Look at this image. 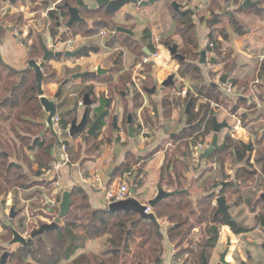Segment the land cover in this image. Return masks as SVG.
I'll return each instance as SVG.
<instances>
[{
  "label": "trees",
  "instance_id": "1",
  "mask_svg": "<svg viewBox=\"0 0 264 264\" xmlns=\"http://www.w3.org/2000/svg\"><path fill=\"white\" fill-rule=\"evenodd\" d=\"M53 1L57 3L59 0ZM175 1L179 4L186 3V0ZM7 2L17 3V0H0V9L3 4ZM49 2L50 0H44L42 6H44L45 9H49V7L51 9L52 6H50ZM66 2L73 4L74 0H65L55 7L56 11L49 12L50 24L48 26L50 36L56 46L70 40L68 38L69 35L72 38L78 36L87 38L103 31H115L118 27L116 24H110V27V21L107 19L112 18L113 15L108 14L105 10V12L101 10L89 12L82 11L85 15L103 16H101L102 19L99 22L97 21L98 23L91 28L84 19L85 22L74 24L70 28H67V32L60 33L59 27L66 26L70 20L68 10L65 6ZM244 4L245 2L240 3L239 0H233L232 6L234 9L233 12L231 11L232 13L229 14L231 17L229 27L234 33L240 36L244 34L243 24L239 22V19L235 17V15L237 13H259L258 7L244 8ZM172 11L174 10L172 9ZM208 12L212 15L210 23H212L213 18L218 19V15H215L213 8L209 9ZM174 13L176 14V12ZM6 18H8V16H6ZM175 21L179 30L180 43H176L170 38L163 39L161 43L168 48L177 45L178 53L185 57L186 60L184 62L178 61L179 68L177 72L179 77L190 82H201L203 78L202 69L198 65L200 59V46L194 17L191 14L180 15L177 13L175 15ZM10 22L15 23L14 28L24 26L22 15L10 17ZM104 28L110 29L105 30ZM229 34L228 27H226L225 22H223L220 30L218 32H213L212 30L208 37L210 42L215 45L213 49H208V52L215 54L216 59L222 63V73L225 74H230L232 71L231 69L234 67H232L234 62L231 58L232 54L229 51H227L225 55L223 54L224 50H221L218 39L222 37L224 40H228ZM151 37V31L149 29L145 30L143 40L145 44H147L148 50L154 52L155 45ZM28 42L30 43L29 45L27 44ZM22 43L29 49L28 58L30 61H43L45 55L44 45L47 46V44L39 33L35 34L33 30H31L28 37L23 39ZM107 47L114 52L112 59L115 62V67L111 71V74L120 76L118 83H116V88L121 96H125V94H127V89L123 87H125L126 84L132 85L134 73L131 71L123 73V51L117 52L120 51V48H126L139 58L144 57L146 54L142 46H140L135 39L117 32L110 38ZM95 52H97V48L95 47H91L90 49L82 48L79 50L77 57H88L91 53ZM51 60L52 59H50V61ZM49 62L45 63L44 66L45 85L47 83L56 82V71L48 65ZM144 67L145 69L151 70L150 64L144 65ZM70 77L71 76H69L68 79H70ZM99 79L100 77L96 73H88L84 77V80L89 82L99 81ZM109 84L112 85L114 83L110 80ZM153 86L154 85H152L149 79L148 81H146V79L141 81V88L144 90L146 88L150 89L149 87ZM193 89H195L199 98H194L189 93L188 97L183 99L174 91L176 90V86L174 85L164 90L166 95L162 100L166 116H169L170 112L178 106L182 105L187 107L189 101H193L191 110L186 116L187 125L185 129L170 140V143L173 145L177 144L178 148L174 151L169 150L166 152L165 163L162 168L160 179L162 187L166 188L168 191L182 192L187 190L189 194L182 193L176 197L162 201L153 209V213L156 215L158 221H167L171 223L167 235L169 241L176 250L174 259L177 260L180 257L188 256L185 263L188 264L190 260L191 264H202L203 250L205 249L207 257L211 258L212 251L217 247L220 240L221 227H229L237 236L250 232L249 229L237 223L229 222L222 215L216 214L217 207L214 206V203L220 196L226 197L227 202L230 201V203L238 199L242 187L247 185V182L254 179L256 172L250 171L252 165L250 161H248L246 167H241L237 170L235 183L225 184L219 178L217 180L209 178L198 190L200 196L193 199L192 185L187 183L185 178V171L189 168V165L185 161L188 160L187 157L191 156V145L202 142L207 136L212 134L214 119V113H212L209 121L206 122L209 112L208 105H201L198 113L195 112V107L200 98L214 101L221 105L224 104L222 100L223 94L218 91V89L212 87V85L194 84ZM138 90L141 94L137 90L132 91V102L142 101V92L140 89ZM87 94L91 96L92 101L96 104L98 98L94 87L87 86L82 88L79 98H83ZM65 103L64 101L63 104ZM104 105L105 102H100L98 109L94 111L91 110L95 115L94 117L102 113ZM138 107L142 109L143 116V101ZM0 109L7 111V113H0V122L6 123L15 137L10 139L8 135H6V137H4L5 139L0 141V197L11 194L16 198L18 196V188L28 189L32 188L34 185L40 184L35 182L34 179L43 177L55 160L53 154L56 148V140L50 132L41 136V134L46 131L44 124L45 113L38 97L35 73L32 69L28 67L25 71L20 72L0 62ZM232 111H235V109L233 108ZM91 114L90 124L94 121V117L92 119ZM61 115L62 116L59 118V126L60 129L65 132L72 121L77 118V109L75 108L65 113L63 112ZM145 115L146 114H144V116ZM136 123L135 119H132L133 133L137 131L135 128ZM125 124L128 128V118ZM106 125V121L103 122L97 136L95 138L90 137L87 140L89 143H92L93 147L90 148L94 149V151H98L100 148V138ZM204 127L205 132L202 133ZM0 133L5 136L3 133L7 132L1 130ZM68 138L70 137L67 135L63 136V141L68 149L67 156L69 163L72 165L76 160L73 158V149L67 140ZM16 141H18V143H16ZM232 144L231 141H228L227 149L219 152L220 155H224L223 158L221 157L222 160H220V171L222 174H225V164L227 161H231L234 164L236 160L240 162L244 161L249 151L247 146L241 145L236 146L235 151L229 152ZM12 146H14L13 152L6 149ZM28 153H32V157H34L35 165H37L38 168L36 171L33 170L34 164L30 162L31 157ZM185 153L187 157L184 160ZM177 156L180 158H177ZM14 158L15 161H11ZM131 158L133 157H130V159ZM138 162L140 163L141 161L138 160L136 163L129 162L123 165V168L119 171V176L124 173H132V167L138 164ZM21 163L31 171L34 178L31 179L26 174ZM135 180L138 182L139 179L137 178ZM63 192L64 191L58 193L57 202H61ZM71 199L72 207L68 215L63 219L59 229L38 236L25 246H20L16 251L11 253L7 264H29L27 263L28 258H32L37 264H163V255L165 251L163 244L164 238L158 233L157 227L153 223L141 219L140 215L134 212H113L109 209H94L90 204L86 190L80 186L71 190ZM15 201H17V198ZM18 203L19 201H17L16 204ZM14 207L17 211V205ZM262 211L263 212L256 215V221L257 224L264 229V209H262ZM252 212L256 213V210L252 209ZM19 215L20 213L17 214L16 218ZM16 218L11 221L12 225L14 227L16 226V229L24 233L26 230L25 219H21L19 223L16 224ZM0 225V228L2 227L3 230L7 232L6 237L3 236V242H10L12 239L10 229L4 221H0ZM203 226L206 227V238L203 243L199 244L198 249L190 247L185 248L184 244L188 241V238L191 237L192 233ZM125 234H128V240L123 244ZM54 236H56V239ZM100 238H106L110 250L99 255L85 252L79 253L80 250L85 248L86 241Z\"/></svg>",
  "mask_w": 264,
  "mask_h": 264
},
{
  "label": "crops",
  "instance_id": "2",
  "mask_svg": "<svg viewBox=\"0 0 264 264\" xmlns=\"http://www.w3.org/2000/svg\"><path fill=\"white\" fill-rule=\"evenodd\" d=\"M224 0H194L191 5H189V9H191L194 14L192 15L194 17V23L196 25V33L198 35L199 39V46H200V52L202 50H206V41L213 30V32H218L220 28L222 27L223 22H225V26L228 27L229 30V39L224 40L222 37H219L218 42L221 45V50H224L223 54L225 55L227 51H229L232 55V61L234 62L232 65V71L230 74L222 73V63L217 60V63L211 62L210 59H213L214 57L208 53L207 51V64L205 67L201 66L198 61V65L202 69V80L201 82H190L188 80H185L186 82L190 83L192 86L194 84H200V85H212L218 84V91L222 93L223 85L225 83L232 82L234 86L236 87V94L231 97V99H227L223 96L224 104L222 105V109L219 111H216L214 117L218 119L219 123L227 122L228 126L223 129L221 132L225 130V133L223 137H220L222 133L219 135V145H225L223 149L217 150L209 159L203 158V161L201 165H195L192 162L191 156L187 157V154L184 155V160L187 157L188 160L185 162L189 165V168L185 171V178L187 180V183L192 185L193 188V199H196L200 195V192L198 191L203 184L209 179H216L222 177L233 179L236 182V173L237 170L241 167H246L247 162L250 161V164L252 165L250 168V171H255L256 175L254 176V179L250 182H247V185H244L242 187V191L239 198L235 201L228 202V204L231 205L230 213L233 215V211L240 210V214H248L250 218L239 217L236 219L237 224H239L242 227H245L250 230L249 233L243 234L240 236L235 235L229 227L223 226L220 230V240L217 245V247L212 251L211 254V260L214 261V257L218 258L220 261V249L224 245L223 237L228 241L229 239L232 241V247L230 254L227 258V261L230 264H236L233 263L234 259L236 258V252H238L240 248V241H244L245 245H250L252 247L251 251L248 253V257L251 259H254V256H256V253L253 251L255 250V246H259V241H262L261 245H264V229L260 227L257 224L256 221V215L259 214V212H263L262 209H264V199H262V195L264 196V135H262V132L264 131V63H260V59L264 57V1L263 0H257L260 1L261 4L258 6L259 13H240L239 15V22L243 24V27H246L243 31V35H238L234 33V31L229 27V23L231 21V17L229 14H231V9L234 7H228L224 13L215 12V15H218L217 18H213L212 23H210L209 17L212 16L210 14L209 16H206L203 9L204 6L210 5L209 9H212L211 6L215 2L217 5L223 4ZM256 1V2H257ZM44 3V0H17V3H5L0 9V17L3 19L1 20V23L4 25V30L1 34L0 39V53L3 57L4 62L11 68L23 72L28 68V62L30 61L28 58V52L29 49H27L24 45H22V42L20 41V38H18L14 34V30L17 28H14L15 23L10 22V17L12 16H23L24 19V26L20 27V29L26 33L24 36L25 38L28 37L29 32L33 30V32L39 33L44 40L46 41L47 48L50 51L53 52H61L62 48L60 45H57L53 42V39L50 36L49 31V9H45L42 4ZM164 4V11H162L160 14L162 15L163 24L161 25H152L153 17L157 15V9L154 10V7H148L144 9H140L138 7H132L136 10H140L137 15V11H130L128 14L132 18H128L125 12L122 14L121 12L115 14L118 16H122L123 23H118V27H123L125 29H128L133 32L134 36H130L137 43H139L140 46H142L143 51L145 52V49L147 48V44L144 42V32L145 30H150L152 33L151 40L153 44L155 45V51L151 52L153 54H158L159 58L155 61H151L150 66L151 70L149 72L147 71V76L143 77V79H146V81L153 80V87H156V85H162V83L170 76L175 75L176 80L178 75V61L174 57H167L166 61H163V56L166 55V48L162 42L163 39H172L176 43H180V36H179V30L177 23L175 21V14L174 11H172L170 3H166L162 1ZM226 2H224L223 5H225ZM45 9V10H39ZM74 5V3H73ZM32 6V7H31ZM226 6H228L226 4ZM194 7V9H192ZM127 8V7H126ZM125 9V8H124ZM123 9V10H124ZM208 9V10H209ZM214 10V8H213ZM233 11V10H232ZM83 13V12H82ZM81 13V17H82ZM38 14H41V17L45 18L43 20L45 26L42 27V23L39 22V16ZM159 14V13H158ZM199 14V17L197 16ZM238 15V13L236 14ZM8 16V18H6ZM119 18V17H118ZM125 18V19H124ZM84 19V18H83ZM202 19V20H201ZM220 20H223L220 21ZM142 23L141 27L136 29V25L138 23ZM131 23L132 25H128ZM146 24V25H145ZM156 24V23H155ZM130 26V27H129ZM13 27V28H12ZM28 28V29H27ZM136 29V30H135ZM59 31L61 32H67V25L59 27ZM109 32V31H108ZM110 32H116L110 31ZM69 33V32H68ZM118 33V32H117ZM70 34V33H69ZM68 34V35H69ZM114 36V35H113ZM70 40H72L75 43V49L74 51H78L82 48H91L95 47L97 48V52L91 53L88 57L78 58L77 56L75 58H66V57H53L52 60L48 63V65L56 71V81H61L63 79V82L66 80H69L67 85L62 87V84L60 87H58L57 92L60 88H63L62 93V99L58 102L59 112L65 113L67 111L77 109V118L78 121L82 119V116L85 112V107L83 105V98H79V94L82 90V88H85L87 86H92L95 89L96 96L98 98L97 103L92 108V111L95 109H98L100 106V102H105L107 98H112V96L108 95L109 92V80H112V82L118 83L119 75H113L111 74V71L115 67V62L112 59V55L114 54L113 50L109 49L107 47V43L112 38L110 35L109 37H102L99 34L94 35L92 37H76L72 38L70 35L68 36ZM32 41V40H30ZM110 52V53H108ZM106 54V55H105ZM144 57H137L136 54L131 52L130 50L123 48V73L126 72H134L135 74L139 72L141 69L145 70V67H140L142 60L145 57H150L152 55H147L145 52ZM103 55L108 56L109 66L107 68H103L100 66V62L103 61ZM76 59V63H73V60ZM66 60V61H65ZM200 60V59H199ZM101 67L104 70H108L109 73L106 75L99 76L97 74V69ZM148 70V69H147ZM44 72V69H43ZM142 72V71H141ZM79 73H96L100 79L99 81H85L84 78L78 79V80H72V76L79 74ZM223 75H227V79L225 83H220V79ZM230 75V76H229ZM70 77V79H68ZM111 76L112 79H108ZM145 81V80H144ZM62 82V83H63ZM98 83L99 85L95 84ZM49 85H45V87ZM96 86V87H95ZM106 86V89H101V87ZM153 87H149L152 89ZM215 88V87H214ZM142 89V88H141ZM161 90V89H160ZM47 91V90H46ZM50 91V90H49ZM55 91V94L57 93ZM142 96H143V110L148 108V100L150 98H154L156 94L150 95L144 91V89L141 90ZM164 91H161V93ZM223 94V93H222ZM89 95V94H88ZM49 96H51L49 94ZM126 96V95H125ZM125 96H122L123 98ZM162 96L165 97V94ZM91 97V96H90ZM163 97V98H164ZM128 101H130V97L126 98ZM92 100V98H91ZM163 100V99H161ZM64 101L66 102L65 104ZM114 102V100H113ZM204 104V103H203ZM62 105V106H61ZM113 105V103H112ZM159 111L153 110L151 112V115L153 117H156L155 113L158 114V117L160 118V128L159 130H152L154 132V136L150 138L148 141H145L142 139V137L139 136V133L134 132V137L132 138L129 135L128 128L126 131H121V119L123 115L122 109L116 112V114L112 117L110 124L108 123L109 119L111 118L108 116L106 118V127L104 128V132L111 128L112 131L115 133V139H109L105 144H100V148L98 151H96V154L92 157L85 155V150H83V153L81 155V158L78 160L75 158L74 152L75 150L78 151L79 145H84L87 142L84 140L85 135L78 136L74 139L68 138L69 144L72 147V153L73 158L76 159L74 163L70 166L64 165L61 169V171L58 172V175L56 178L48 177L45 173L43 177L35 178L34 181L38 182V186H34L32 188L28 189H17V201L19 203L17 205L20 206L24 204L25 206H22L23 213L21 212V209H18L16 212L17 214L20 213V215L16 218L15 223L18 224L21 219H27L21 216H27L26 213H28V210L30 209V213H28L29 221L27 224V233L31 235V233L34 230H38L39 227H41L44 224H50L52 223L55 218L58 216L56 215L58 212V205L60 202H57V195L61 191H71L73 188L80 186L83 187L89 197V201L91 206L94 209H108L109 205L105 199L106 190H109L111 188L119 187L124 181L130 182L131 177L134 175V172L136 173L137 166L142 165L143 159L145 158L144 155H141L139 153V149L135 145V142L138 141V145L140 149H144L146 147H150V150H156V153H152L151 158L153 160L149 161L147 164L143 165L146 166L145 170H139V175L143 176L141 178L142 180V186L141 189L139 186L137 187V194L136 198L138 201H140L142 204H147L148 201L154 199L157 196V183H161V175H162V168L165 163V155L166 152L169 150H176L177 144L173 145L170 143V140L176 137V135L180 134L187 125V114L186 109L184 110L183 106L180 105L172 112H170L169 116H166L165 110L163 108L162 102L160 105ZM235 109V111H240V117L243 122V129L238 132V140H233L231 138V135L229 133L230 124H232V121L227 117V113L224 110L232 111V109ZM142 109H140L141 111ZM98 111V110H97ZM139 111V114H140ZM234 111V112H235ZM7 113L6 110L0 109V113ZM138 114V117H139ZM94 113L92 112L91 118L93 119ZM115 116L119 117V128L120 130L115 131L113 128V118ZM98 117V115H97ZM97 117H94V121ZM46 120V115L44 117V124ZM93 121V122H94ZM92 122V123H93ZM0 132L1 130L6 131L7 133H3L6 137L9 132L8 125L6 123L0 122ZM109 124V125H108ZM227 129V130H226ZM46 130V129H45ZM123 130V129H122ZM46 132V131H45ZM103 135V134H102ZM214 133L212 132L211 135L207 136L205 140H203L207 144V148L211 147L212 139H213ZM222 138V139H221ZM103 136H101L100 141L102 142ZM153 139V140H152ZM229 139V140H228ZM228 141H231L233 144L231 145V148L229 152L235 151L236 146L245 145L249 148V151L247 152L246 159L244 161L236 160L235 164L231 161H227L225 164V174H222L221 171H219V175L216 173H213L211 170V164L214 161V159L218 160L220 163L221 157L223 158L224 155H220L219 152L227 149ZM18 143V141H16ZM80 143V144H79ZM128 143L127 145H125ZM168 145H173V147L169 148L167 151L166 148ZM165 152V153H164ZM77 153V152H76ZM31 153H28L30 155ZM154 154V155H153ZM138 155V158L140 159V163L134 165L131 169L132 173H124L119 176V171L122 169L123 165H126L130 162V157L136 158L135 156ZM30 162L34 164L33 170L36 171L37 165H35L34 157L30 156ZM54 161H59L56 153V148L54 150ZM177 158H180L177 156ZM138 159V160H139ZM182 159V160H183ZM13 161V160H11ZM52 162V164H53ZM156 162V163H155ZM22 164V163H21ZM22 166L25 169V172L27 169L26 166L22 164ZM221 170V169H220ZM145 171V172H144ZM130 175V176H129ZM96 177L99 178V181L96 182ZM157 182L154 186V189L152 188L153 183ZM234 181L228 182V183H235ZM42 182H46L47 184L42 185ZM226 184V183H225ZM132 186L134 184H131ZM131 186V187H132ZM61 189V190H60ZM167 190L166 188H164ZM197 190V191H194ZM168 191V190H167ZM11 194L4 196L2 199L7 201L8 204L11 203V201H15V199ZM47 199L54 202V206L47 204ZM144 199V200H143ZM261 200V201H260ZM237 201V202H236ZM235 202V203H234ZM2 201H0V207H1ZM17 203V202H16ZM96 206H94L95 204ZM251 206L252 209L256 210V213L250 212L248 209V206ZM15 206V205H14ZM10 207L11 209L15 207ZM17 206V207H19ZM214 206H216V202L214 203ZM217 207V206H216ZM28 209V210H27ZM53 211V212H52ZM52 212V213H48ZM234 217V215L232 216ZM14 218V219H15ZM31 218H34L30 221ZM13 219V220H14ZM40 220V221H39ZM39 221V223H37ZM246 221H253L255 222V226H248ZM25 222V221H24ZM37 223L36 228H34L33 223ZM162 226V233L164 234V255H163V264H176V262L179 260H175L174 256L176 253V250L174 246L171 244V242L168 239V229L171 226V223L167 221H159ZM12 223V222H11ZM34 223V224H35ZM166 225V226H163ZM13 226V225H12ZM248 226V227H247ZM14 227V226H13ZM16 229V226L14 227ZM3 228H0V231L2 232ZM18 230V229H17ZM200 230V228L198 229ZM19 231V230H18ZM3 232H5L3 230ZM22 233V232H21ZM25 233V232H24ZM22 233V234H24ZM7 235V232H5ZM256 234H259V237L256 238ZM5 235V236H6ZM29 235V236H30ZM259 240V241H258ZM3 242V240H0ZM106 238H100L97 240H88L85 243V248L80 250L79 253H92V254H102L106 252L107 250H110V246L106 244ZM248 243V244H246ZM5 245L7 243H4ZM106 244L107 246H104ZM166 246H169L171 249V257L168 260L167 255V248ZM20 245H15L12 248H10V252L16 251ZM228 249V243L227 248ZM225 250V251H226ZM4 253L6 249H3ZM224 251V252H225ZM219 252V253H218ZM223 252V253H224ZM3 253V254H4ZM222 253V254H223ZM2 254V256H3ZM0 257V261L1 258ZM258 256V255H257ZM255 260V259H254ZM259 261V260H257ZM27 263L29 264H37L32 258L27 259ZM218 262H214L213 264H216ZM242 264H244L242 262Z\"/></svg>",
  "mask_w": 264,
  "mask_h": 264
},
{
  "label": "water",
  "instance_id": "3",
  "mask_svg": "<svg viewBox=\"0 0 264 264\" xmlns=\"http://www.w3.org/2000/svg\"><path fill=\"white\" fill-rule=\"evenodd\" d=\"M166 2L170 3L171 8L174 10V12L182 15V14H191L193 15L194 12L189 9V5L194 1V0H186L185 4H179L175 0H74V5L70 4L69 2L65 3V6L68 10V14L70 16V20L67 24V28H70L74 24H81L85 22V20L81 17L82 11H93V10H105L108 14L115 15L118 12L122 11L124 8L127 6H132V7H138L142 9H146L148 7H154L160 2ZM261 2L260 1H253V0H247L244 4V8H251V7H258L260 6ZM4 30V25L2 24L0 26V39H1V34ZM116 32L118 33H125L130 36H134L133 32L125 29L123 27H117ZM44 50H45V55L43 57L42 62H37L34 60H31L28 62V67L32 69L35 73V82L37 84V90H38V97L40 99V103L42 106V109L46 115V120H45V127H46V132L42 133L41 136H44L46 133L50 132L51 135L54 137L56 140V153L57 157L62 164L70 166L69 161L66 159V156L64 152L62 151V147L64 145L63 141V136H69L71 139H74L78 136H83L84 140L87 141L88 138L92 137L95 138L98 134L99 128L101 127L102 123L106 121V118L109 114V110L112 107L113 99L112 98H107L105 100V105H104V110L102 113L98 115V117L95 119V121L90 124V114L92 113L91 110L94 107V102L91 100L90 95H86L83 100V105L85 107V112L82 116V119L78 121V119H74L70 125V130L68 134H63L61 135L59 133V130L56 125V119L60 118L62 115L59 112V107H58V102L62 97L63 93V88H60L58 92L54 96H49L46 91L45 87V81H44V66L45 63L49 62L50 59L53 57H66V58H75L78 54V51H68V52H53L50 51L46 45H44ZM169 51L171 55L177 60L184 62L186 59L184 56L180 55L178 53V47L177 45H174L169 48ZM145 52L147 55H152V53L148 50L145 49ZM207 51L202 50L200 52V60L199 64L203 67L206 66L207 64ZM211 62L217 63V60L215 58L210 59ZM0 62L3 65H7L3 57L0 53ZM108 70H104L101 67L97 69V74L99 76L106 75L108 74ZM86 76V73H79L76 75L72 76V80H78L81 78H84ZM175 75H170L161 85V91H164L165 89H168L171 86L175 85ZM227 79V75H223L222 78L220 79V83H225ZM69 80H66L62 83V87L66 86ZM213 87L217 88L218 84H213ZM146 93L150 95H154L157 92V88L153 87L152 89H145L144 90ZM193 101L190 100L187 107H186V114L188 115L191 107H192ZM119 117L115 116L113 118V128L115 131H118L119 128ZM228 126L227 122L224 123H219L218 119L214 117L213 119V139L211 143V147L206 149L204 152H200L203 158L209 159L211 156L219 149H223L225 145L220 146L219 145V135L223 129H225ZM128 132L129 135L133 138L134 133H133V128H132V115L130 114L128 116ZM262 135H264V131L262 132ZM142 184V181L139 182V185ZM189 194L187 190H184L182 192L180 191H167L165 190L161 183H157V196L148 201L147 204H142L140 201L137 200L136 194H137V186L134 185L131 187V197L127 200L124 201H119L115 202L109 205L108 209L113 212L117 211H125V212H134L138 215H140L141 219L149 221L153 223L157 227L158 233L164 238V234L162 233L161 230V224L158 221L156 215L153 212H149V209L153 211L162 201L176 197L180 194ZM262 199H264V196L262 195ZM48 205L54 206V202L50 201L49 199L46 200ZM216 206H217V213L222 215L224 218H226L229 222L232 223H237L236 219L232 217L230 213L231 205L228 204L226 197L220 196L216 200ZM72 207V199H71V191H64L62 195V200L58 205L59 213L58 216L55 218V220L50 223V224H44L42 225L38 230L33 231L30 235L29 238L25 237L20 231L15 229L12 226L11 221L15 218L16 212L15 209L12 208L10 211V218L8 221L4 220V223L7 225V227L10 229L12 233V239L10 242H8L5 245V253L3 254L0 264H7L8 258L11 255L10 248H12L15 245H20V246H25L29 244L33 239H35L38 236H42L46 233H50L53 231H56L59 229V227L62 224L63 219L68 215L70 209ZM128 240V234H125L124 236V242L125 244ZM232 247V241L229 239L228 240V249L221 254L220 256V261L216 264H230L227 261V258L230 254ZM262 248L264 249V245H262ZM113 249V248H112ZM202 264H210V261L207 257L206 250H203L202 253Z\"/></svg>",
  "mask_w": 264,
  "mask_h": 264
},
{
  "label": "rangeland",
  "instance_id": "4",
  "mask_svg": "<svg viewBox=\"0 0 264 264\" xmlns=\"http://www.w3.org/2000/svg\"><path fill=\"white\" fill-rule=\"evenodd\" d=\"M30 1H32V0H30ZM253 1H257V0H253ZM264 1V0H263ZM207 2H209V0H207ZM224 2H226V0H224L223 1V4H224ZM49 4H50V6H54V7H56L57 5H59L60 3L59 2H57V3H55V1H53V0H50V2H49ZM192 4V3H191ZM190 4V5H191ZM223 4H220V5H217L215 2L212 4V6H211V8H214V11L217 13V12H220V13H224L225 11H226V9L229 7V6H226V4L225 5H223ZM43 5V4H42ZM73 5V4H72ZM205 5V4H204ZM203 5V9H204V11H206V12H204L205 14H206V16H209L210 14L207 12L208 11V9L210 8V5H208V6H204ZM34 6V8H35V5H33ZM164 4L162 3V2H160V3H158L156 6H155V8H154V10L155 9H157L156 11H157V15H155V17H153V20H151L152 22V25H161V24H163V19L161 18L162 17V15L163 14H160L162 11H164ZM32 7V6H31ZM40 7V6H39ZM39 7H36V8H38L39 10H42V9H40ZM35 8V9H36ZM50 8V7H49ZM192 9H194V7H192ZM43 10H45V9H43ZM42 10V11H43ZM137 11V15H138V13H140L138 10H136V9H134V8H131L130 9V6H127V8H125L124 10H122V11H120L122 14L125 12V14L127 15V17L128 18H132L131 16H129V12L130 11ZM233 10V8L231 9V11ZM101 11H104V10H101ZM124 11V12H123ZM105 12V11H104ZM233 12V11H232ZM119 13V12H118ZM159 13V14H158ZM240 14V13H239ZM235 15V17H237L238 19H239V16L240 15ZM254 14H255V12H254ZM38 16H39V22H41L42 23V27H44L45 26V24H44V22H43V20L45 19V18H43V17H41V14H38ZM101 16H103V15H101ZM101 16L100 17H98V15L96 16V15H85V14H83L82 13V18H84L86 21H87V23H88V25H89V27L91 28V27H93L96 23H98L102 18H101ZM198 17H199V14L197 15ZM119 17V18H118ZM122 16H118V15H113V17L112 18H109V19H107L108 21H110V23H109V25L111 24V25H114V24H120V23H123V21H122V18H121ZM212 16H210L209 17V19L211 18ZM125 19V18H124ZM1 20L3 21V19L1 18ZM98 21V22H97ZM220 21H223V20H220ZM156 23V24H155ZM141 24L142 23H138V24H135L136 25V29H138V28H140L141 27ZM111 25H110V27H111ZM128 25H132L131 23H129ZM146 25V24H145ZM129 26V27H130ZM243 27V26H242ZM246 27H243V30L245 29ZM28 29V28H27ZM105 30L106 29H110V28H104ZM135 29V30H136ZM14 33H17L18 35L20 34H22L23 33V31L20 29V28H16L15 30H14ZM21 42L23 41V40H20ZM28 45L30 44L29 42L27 43ZM27 47V46H26ZM121 51H123V49H121L120 48V51H118L117 53H119V52H121ZM62 53H64L63 51H61ZM108 53H110V52H108ZM117 53H115V54H117ZM106 55V54H105ZM105 55H103V61L102 62H100V66L101 67H103V68H107L108 66H109V61H108V56H105ZM169 56V57H173L172 55H171V53H170V51H169V48H166V55H164L163 56V61H166V58ZM62 57H63V54H62ZM66 61V60H65ZM73 63H76V59H74L73 60ZM149 70V69H148ZM147 69H145V70H143V69H141L139 72H137L136 74L134 73L133 74V80H132V85H130V84H126V86L125 87H123L124 89H127V94H125L126 96L123 98L119 93H118V89L116 88V83L115 84H112V85H110L109 86V92L107 93L108 95H110V96H113V100H114V102H113V105H112V107H111V109L109 110V113H110V115H111V118L109 119V121H108V123L110 124V122H111V119H112V117L116 114V112L117 111H119L120 109H122V113H123V115H122V119H121V123H120V126L122 127L121 128V131H126L127 130V125L125 124V121H127V118H128V115H132V119H135V122H137V120H138V114H139V111H140V108L138 107V105L140 104V103H142V101H144L143 100V96H142V101L140 100V101H138V102H132V91H134V90H137L138 92H139V88H137L138 86H140L141 87V81H142V78L143 77H145V76H147V71H148ZM142 71V72H141ZM112 77L113 76H111L110 78H108V79H112ZM56 78H57V76L55 77V81H56ZM110 81V80H109ZM62 82H63V79H61V81H56L55 83H47V85H49V87L48 86H46V90H47V94L49 95H51V96H54L55 95V91L57 92V89H58V87L60 86V84H62ZM95 84H97V85H99L98 83H96L95 82ZM137 85V86H136ZM152 85H153V80H152ZM127 86H128V88H127ZM96 87V86H95ZM106 89V86H103V87H101V89ZM122 88V89H123ZM156 88H157V92H156V96L154 97V98H150L149 100H148V103H147V105H148V108L147 109H145V110H143V119L145 120V123L146 124H148V125H150L151 126V128H152V130H154V131H156V130H159V128H160V122H159V120H160V118L158 117V114H156L155 113V115H156V117H153L152 115H151V112L153 111V110H157V111H159V109H160V105H161V102H162V100L161 99H163V97L164 96H162V94L164 95H166V93H164V92H162L161 93V85H156ZM50 90V91H49ZM140 93V92H139ZM141 94V93H140ZM130 97V101H128L126 98H129ZM161 110V109H160ZM144 114H146L145 116H144ZM110 115H109V117H110ZM108 124V125H109ZM126 125V126H125ZM0 126H1V124H0ZM123 129V130H122ZM227 130V129H226ZM136 133H137V131H136ZM222 134H221V136L220 137H223V135H224V133H225V130L223 131V132H221ZM103 141L100 143V144H105L106 142H107V140H109V139H112V140H114L115 139V133L112 131V129L111 128H109V129H107L105 132L103 131ZM154 136V132H153V134H152V136H151V138ZM8 137L10 138V139H13V138H15L14 137V135H13V133L11 132V130L9 129V132H8ZM5 138H4V136L0 133V141H2V140H4ZM63 139V138H62ZM222 139V138H221ZM153 140V139H152ZM17 143V142H16ZM138 141H136L135 142V145L137 146V148L139 149V153L141 154V155H144V159H143V164L142 165H140V166H137V168H136V173L134 172V175L131 177V181L129 182L130 184H134V185H136L137 187L139 186L138 185V183L140 182V181H142L141 180V178H142V176H143V174L142 175H139V170H142V169H144L145 170V168H146V166H143V165H145V164H147L149 161H151V160H153L152 158H151V156H152V153H156V150L157 149H154V150H150V147L148 148V147H146V148H144V149H140L139 148V145H138ZM80 144V143H79ZM128 143H126L125 145H127ZM90 147H93V145H92V143H86V144H84V145H79V148H78V151H76L75 150V152H74V155H75V158H77L78 160L81 158V155H82V153H83V150H85V155L86 156H90V157H92V156H94L95 154H96V151H94V149H92V148H90ZM8 151H11V152H13V150H14V146H12V147H10V148H6ZM77 152V153H76ZM153 154V155H154ZM30 156H32V153L30 154ZM136 158H131L130 159V163H136L137 161H138V155H136L135 156ZM13 161H15V158L14 159H12ZM76 160V159H75ZM140 160V159H139ZM156 163V162H155ZM26 169H27V171H26V174L32 179V178H34L33 177V174L31 173V171L30 170H28V168L27 167H25ZM24 169V168H23ZM25 170V169H24ZM145 172V171H144ZM144 177V176H143ZM220 178H222V176L220 175L219 176ZM139 179L138 180V182H137V180H135V179ZM157 182H155L154 181V183H153V185H152V188L154 189V186H155V184H156ZM42 185H44V184H47L46 182H42L41 183ZM133 185V186H134ZM34 186H38V185H34ZM33 186V187H34ZM141 186H142V184H141ZM141 186H139V188L141 189ZM200 196V195H199ZM4 196H2V197H0V201H2V203H1V207H0V221H8L9 220V218H10V211H11V208L10 207H13L14 205H17L16 204V202H14V201H11V203L10 204H8V202L7 201H5V200H3L2 198H3ZM144 200V199H143ZM235 201V200H234ZM237 202V201H236ZM95 204V203H94ZM17 206H19V205H17ZM22 206H25L24 204L22 205V203L20 204V206L18 207V209H21L22 211V213H23V210H26V209H22ZM94 206H96V204L94 205ZM248 209L250 210V212H251V210H252V207L249 205L248 206ZM28 210V209H27ZM30 209L28 210V213H30ZM53 212V211H52ZM52 212H48L49 214L50 213H52ZM28 213H26V215L27 216H21V217H24V218H27L26 220H25V226H26V230H25V232L27 231V224H29L28 223V219H29V217H28ZM58 213H59V210H58V212H57V214L56 215H58ZM259 213H261V212H259ZM233 215H234V218H239V217H243V219H245V218H250V216L248 215V214H243V215H241L240 214V210L238 209V210H236V211H233ZM232 215V216H233ZM32 219H34V218H31L30 219V221L32 220ZM40 221V220H39ZM39 221L37 222V223H39ZM32 222V221H31ZM246 222H248V221H246ZM35 223V222H34ZM33 223V226H34V228H36V226H37V223H35L34 224ZM247 225L248 226H255V222H253V221H249L248 223H247ZM1 226V225H0ZM163 226H166V225H163ZM247 226V227H248ZM162 227V226H161ZM170 227V226H169ZM205 229H206V227L205 226H203V227H201L200 228V230H195L193 233H192V235H191V237H189L188 238V241L184 244V247L186 248V247H190V248H195V249H198V246H199V244H201V243H203V241H204V239L206 238V233H205ZM161 230H163L162 228H161ZM6 234H5V232H3V230H2V232L0 231V239L1 240H4L3 239V236L4 237H6L5 236ZM256 235H258V236H256V238H258L259 237V234H256ZM30 236H28V238H29ZM54 238L56 239V236H54ZM47 240H49V239H47ZM50 241V240H49ZM259 241V240H258ZM223 242H224V245L221 247V249H220V253L222 254L225 250H226V248H227V243H228V241H226V239H224V237H223ZM106 244L107 245H109L108 243H107V241H106ZM106 244H104V246H107ZM246 244H248V243H246ZM262 241H259V246H255V250H253L255 253H256V256H254V259H250L249 257H248V253L251 251V249H252V247H250V245H245V242L244 241H240V248H239V250H238V252H236V258L234 259V262L233 263H236V264H242V262L244 263V264H264V249L262 248ZM5 248V244H4V242H2V241H0V257L2 256V254L4 253V251H3V249ZM166 248H167V255H168V260L170 259V257H171V249L169 248V246H166ZM47 250H49V249H47ZM45 253H46V251H45ZM219 253V252H218ZM212 254V253H211ZM258 255V256H257ZM188 259V256H185V257H180L179 258V260L176 262V264H187V263H185V260H187ZM209 259V261H210V264H213L214 262H219V259L218 258H216V257H214V261H212L210 258H208ZM257 260H259V261H257ZM188 264H191V261L189 260L188 261Z\"/></svg>",
  "mask_w": 264,
  "mask_h": 264
},
{
  "label": "built area",
  "instance_id": "5",
  "mask_svg": "<svg viewBox=\"0 0 264 264\" xmlns=\"http://www.w3.org/2000/svg\"><path fill=\"white\" fill-rule=\"evenodd\" d=\"M63 1H65V0H59L58 2L61 3ZM239 1H240V3H243V2H246L247 0H239ZM226 4L232 8L233 7L232 6L233 0H227ZM50 11H56V8L53 6L49 10V12ZM2 24L3 23H1V17H0V26ZM14 34L18 38H20V40L25 39V37H24L26 35L25 32H23L21 35L20 34L18 35L17 33H14ZM100 35L102 37H109L110 35L113 36L114 32L103 31L100 33ZM22 45H24V44L22 43ZM60 47L62 48L63 52L74 51L75 43L72 40H68L67 42L61 44ZM214 47H215L214 43H211L210 40L207 39L206 50L208 51V49H213ZM210 54L214 58H216L215 54H212V53H210ZM158 58H159L158 54H153L150 57H145L142 60L140 66H138V68H140V67L142 68V67H144V65L150 64L151 61H155ZM260 63H264V57H262L260 59ZM175 86H176V90H174V91L177 92L178 95H180L183 99H186L188 97L189 93L194 98H199L197 92L195 91V89H193V86L179 76H177V78L175 80ZM138 88L140 90H142L140 86H138ZM222 93H223V96L229 100V99H231V97H233L236 94V87L234 86V84L232 82H230V83L227 82L223 85ZM203 103L208 105V110H209V112L207 114L206 122L209 121L212 113H214V115H215L216 111H219L220 109L223 108L222 105L219 103L200 98V100L196 104L195 112L198 113L200 111V106L203 105ZM183 108L185 110L186 107L183 106ZM224 111L227 113L226 114L227 117L232 121V124L229 125L230 126L229 133L231 135V138L236 141V140H238V132L243 129V122H242L241 117H240V111H237V112L236 111L235 112L234 111H228V110L227 111L224 110ZM59 122H60L59 118H57L56 119V125H57V128L59 130V133L61 135H63L64 133L68 134L69 130H70V126L64 132L60 129ZM135 128L137 129L139 136L142 137V139L145 141H148L153 134L151 126L146 124L145 120L143 119L142 110L140 111V114H139L137 123L135 125ZM204 132H205V127L202 129V133H204ZM171 147H173V145H168L165 151H167ZM206 149H208V148H207V144L204 141L191 145L190 154H191L192 162L195 165H201V163L203 161V157L200 154V152H204ZM67 150H68L67 146L64 144L62 147V151L64 152L66 159L69 161L68 156H67ZM63 166H64V164H62V162H60V161L53 162L50 169L48 171H46V175L48 177H52V179L56 178V176L58 175V172L61 171ZM211 167H212L211 170L213 171V173H215V174L217 173L219 175V171L221 169L219 161L214 159V161L211 164ZM219 179L221 181H223L224 183L234 181L233 179H228L225 177H222ZM98 181H99V178L96 177V182H98ZM131 186L132 185L129 182L124 181L119 187L106 190L105 199H106L108 205L115 203V202L124 201V200L129 199L131 197ZM149 212H153V211L151 209H149ZM23 235L28 238V236L30 234L25 232Z\"/></svg>",
  "mask_w": 264,
  "mask_h": 264
}]
</instances>
